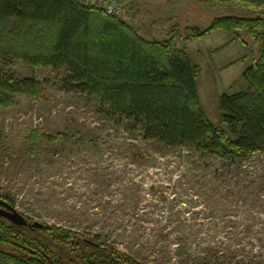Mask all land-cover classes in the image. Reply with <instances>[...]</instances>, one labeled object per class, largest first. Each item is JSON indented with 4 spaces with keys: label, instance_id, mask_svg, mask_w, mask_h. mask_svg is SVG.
<instances>
[{
    "label": "rangeland",
    "instance_id": "obj_1",
    "mask_svg": "<svg viewBox=\"0 0 264 264\" xmlns=\"http://www.w3.org/2000/svg\"><path fill=\"white\" fill-rule=\"evenodd\" d=\"M263 12L231 2L130 0L119 17L163 40L171 28ZM172 35L200 66V101L217 121L220 96L246 87L255 43L222 29L192 41ZM0 71L46 87L0 108V196L24 217L142 264H264V152L231 164L193 146L161 145L95 96L66 91L63 71L2 59Z\"/></svg>",
    "mask_w": 264,
    "mask_h": 264
},
{
    "label": "trees",
    "instance_id": "obj_2",
    "mask_svg": "<svg viewBox=\"0 0 264 264\" xmlns=\"http://www.w3.org/2000/svg\"><path fill=\"white\" fill-rule=\"evenodd\" d=\"M206 1L264 11V0ZM216 29L250 37L256 49L242 74L246 87L222 94L220 117L211 121L197 88L201 68L172 34L192 41ZM0 59L63 71L66 91L95 96L158 144L193 146L231 164L264 152V12L218 16L205 29L171 28L165 39L151 40L125 19L76 0H0ZM45 88L40 79L0 71V108L13 106L18 95L41 97ZM0 264L142 263L70 229L0 217Z\"/></svg>",
    "mask_w": 264,
    "mask_h": 264
},
{
    "label": "built area",
    "instance_id": "obj_3",
    "mask_svg": "<svg viewBox=\"0 0 264 264\" xmlns=\"http://www.w3.org/2000/svg\"><path fill=\"white\" fill-rule=\"evenodd\" d=\"M113 16H120L127 8L130 0H76Z\"/></svg>",
    "mask_w": 264,
    "mask_h": 264
},
{
    "label": "water",
    "instance_id": "obj_4",
    "mask_svg": "<svg viewBox=\"0 0 264 264\" xmlns=\"http://www.w3.org/2000/svg\"><path fill=\"white\" fill-rule=\"evenodd\" d=\"M5 204L7 205L8 210L0 207V215L4 216L5 218H7L9 221H11L12 223H14L16 225L27 224L26 218L21 213H19L12 205H9L7 203H5ZM34 225L39 226L41 224L38 222H35ZM89 241L94 243V241H91V240H89Z\"/></svg>",
    "mask_w": 264,
    "mask_h": 264
},
{
    "label": "flooded vegetation",
    "instance_id": "obj_5",
    "mask_svg": "<svg viewBox=\"0 0 264 264\" xmlns=\"http://www.w3.org/2000/svg\"><path fill=\"white\" fill-rule=\"evenodd\" d=\"M3 201H4L5 203L11 205L10 201H9L8 199L3 198V197L0 196V207L3 208V209L8 210L7 205H6ZM0 217H2V218H4L5 220L9 221L7 218H5V217L2 216V215H0ZM9 222L12 223L11 221H9ZM12 224H14V223H12ZM25 225H27V226H32V225H33V226H34V224H33L32 222H29V221H27V224H25ZM91 241H92V240H91ZM94 243H95V242H94ZM16 249H17V250H21L19 247H16Z\"/></svg>",
    "mask_w": 264,
    "mask_h": 264
},
{
    "label": "crops",
    "instance_id": "obj_6",
    "mask_svg": "<svg viewBox=\"0 0 264 264\" xmlns=\"http://www.w3.org/2000/svg\"><path fill=\"white\" fill-rule=\"evenodd\" d=\"M167 31H168V30H165V35H164L165 37H164V38L167 37ZM252 60H253V56H252ZM252 62H253V61H252ZM252 62H251V64H252ZM249 66H250V65H249ZM246 68H247V67H246ZM246 68H245V69H246ZM245 69H244V70H245Z\"/></svg>",
    "mask_w": 264,
    "mask_h": 264
}]
</instances>
